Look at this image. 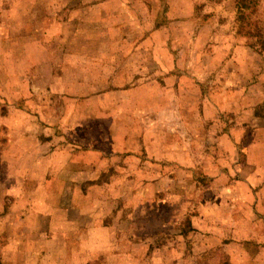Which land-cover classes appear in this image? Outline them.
Here are the masks:
<instances>
[{"label":"rangeland","instance_id":"374dc122","mask_svg":"<svg viewBox=\"0 0 264 264\" xmlns=\"http://www.w3.org/2000/svg\"><path fill=\"white\" fill-rule=\"evenodd\" d=\"M98 3L113 9L101 12L110 15L106 25L93 26ZM103 33L106 69L89 86L106 98L107 115L91 109L90 123L77 125L81 108L72 104L82 102L88 79L99 80L97 61L89 76L87 68L68 69L64 58L69 52L78 59L98 44L91 36ZM146 36L156 57L165 50L160 41H175L169 49L185 52L182 65L201 72L203 97L183 102L186 124L166 130L141 122L140 130L155 126L149 146L138 138L130 155L128 139L120 154L111 135L117 127L126 134L125 125L108 115L121 94L102 91V79L112 87L124 77ZM142 60L155 70L146 53ZM138 108L136 114L146 111ZM163 126L177 136L172 150L186 151L180 170L155 159L166 157ZM86 148L106 151L102 162L84 164ZM218 195L232 199L231 233L201 217L209 205L202 200L213 196L215 204ZM262 211L264 0H0V264H241L227 248L240 231L261 237L246 245L258 259L244 263L264 264Z\"/></svg>","mask_w":264,"mask_h":264},{"label":"crops","instance_id":"0c3cea01","mask_svg":"<svg viewBox=\"0 0 264 264\" xmlns=\"http://www.w3.org/2000/svg\"><path fill=\"white\" fill-rule=\"evenodd\" d=\"M115 4L116 3H114L112 7L115 6ZM95 7L96 8L94 9V11H97L100 13L95 14V15L93 14L94 16L90 17V23L93 26L106 25V21L108 18L106 17L107 14L101 13V12L111 11L113 9L111 8V4L98 3L95 5ZM116 7L117 6H115V8ZM170 8L171 6L169 4L168 5L166 4V11L170 10ZM107 16H110V15H107ZM178 17L181 20L184 18V17H181V15L180 16L178 15ZM163 25L166 26V24H163ZM103 27H106V26H103ZM163 27L164 26H161L162 29H164ZM91 37L98 39L97 45H94L93 47L88 46L87 49L86 47H84L83 51L79 50L81 52V55L78 59H77V56L75 57L74 53H72L71 55L69 52H66V59L64 58V63L66 64V66L69 67L68 69H70L71 67H74V69L75 67H77V69L79 67L87 68L89 70V76H92V72H91L92 62L91 61L93 60L97 61L96 63L94 62L93 64L95 65V68L98 69L97 71L99 72V80H96V79L91 80V78L90 80L88 79V83L81 88V90L85 92L82 94L83 96L82 102L77 101V104H75L76 101H74V103L72 104L73 110H75V105L81 108L80 115L82 116V118L76 119L75 123L77 125L79 123H82V124L86 122L90 123L91 109L97 110L98 112L99 111L104 112L105 115H107L106 112L108 111L107 103L105 100L106 98L105 97H104L105 99L101 98L102 97L101 93H98L95 95L94 93L92 94V91L100 92V90H95V87L89 86V83L92 84L93 81L100 82L101 81L100 79L101 69L102 71L106 69V65L101 63V60L104 59L103 56L106 55V53L108 52L107 46L105 44V42L108 41L106 39L107 35L103 33L99 35L98 37H94L93 35ZM133 37H136V36H133ZM119 39L122 40L123 36L120 37ZM145 39H146V42H144L145 46L138 45L136 47V50L132 51V53L130 54L132 56L131 59H133V64L130 68L126 70L124 77L119 78V79L116 78L115 84L112 87L107 86V82L105 78L102 79V82H103L102 91L112 92V93L118 92L117 94H119L120 92L121 94L120 98H117V96L116 98H114L115 99L114 100V107H115L114 113L108 115V117H110V120H112L114 124L125 125L123 127V130H125L126 134H123L124 132L121 134L118 133L119 130L117 129H119V127H117L116 131L113 130L114 134L111 135L115 139V142L117 140V144L120 145L119 146L120 148H118L119 150L118 151L116 150L120 154L127 151L124 149L125 148L124 146L128 145V142L126 141L128 139H130V146L132 147L134 145L132 149H130L129 151L130 155L137 153L136 152L137 149H135V141L138 138L145 139L144 143L149 146V139L153 138L154 136L155 126L151 130L152 133L145 128H142L140 130L139 124L141 122L145 123L144 120L145 121L148 120L149 123H161L163 125H166V130H168V127L172 129L173 128L172 123L179 122V120L182 122H185L186 124L187 117H186L185 111L182 109L184 105L183 102L184 101L186 102L185 107L187 105H193V104L197 105L199 104V101L200 102L202 101V97H203L202 80L200 79L201 72H196L195 66L191 68V67H186L182 65V59H184L185 57V52L180 50L179 49L180 47H177V48L173 47V50L169 49L170 41L173 44L175 41L174 40L172 41L170 38H168L169 40L166 39V41L159 40L161 42L162 47L165 50L155 51V53L160 55V57H156L153 54L152 49L151 50L148 49L150 45V41H152L151 38L149 36H146ZM125 41L126 42H136L138 40H135V39L131 40L129 37ZM85 42H89V41L85 40ZM101 42L104 44V46H100ZM109 42L111 43V41ZM153 42H155V40H153ZM89 43H93V42H89ZM143 53H146V55L148 56V58H150L152 63L156 64L154 66L155 70L154 69L148 70L149 66L147 65V62L141 63L143 61L142 60ZM124 54L128 55L127 53H124ZM124 57L121 56L120 59L122 60ZM157 58H161V59L156 60ZM45 59L47 60V58ZM74 59H76L75 66L73 65V62H72V60L74 61ZM42 64L43 63L40 60L38 62H35L34 66L39 67ZM70 65L72 66L70 67ZM146 68H147V72H145ZM139 74H141V76ZM149 75L151 76L149 77ZM92 85L96 86V84H92ZM110 94L111 93H106V97H108ZM139 100L143 104L141 108H145L144 110H146L142 114H136L134 111V108L139 107V102L137 104V101ZM140 109L138 108L137 110L139 113H140L139 111ZM179 110L181 113V118L175 117V115L177 114V112H179ZM21 112H24L25 114L28 113L27 109L26 111H21ZM173 116H174V119H172ZM218 121H219L218 119L215 120L216 123ZM135 127H137L139 130V134L137 133V135L133 133V129ZM107 131L108 133H110V130L107 129ZM159 131L162 135L161 137L163 138V141L161 142V144L164 148L166 147V157H164L165 153H158L155 155V159L166 163V166H169V169L171 170L173 169L175 170L176 168L180 170L181 169L180 165H183V164L180 163L178 160L180 157H183L182 155L186 154V151H183L182 153L180 152L179 149H178V152L173 151L172 149H177L176 147L179 145V144L175 146L173 145V147L175 148H173L171 145L172 142L174 143L173 138L177 137L176 134L170 133L168 131H166V134H165L164 133L165 127L163 128V130H159ZM143 132L144 134H142ZM168 134L170 135L169 139L166 138ZM157 135H158V132H157ZM102 138L106 140L105 136ZM84 139H85V136H84ZM104 152L106 151L100 150V149L98 150L88 149V148L83 149L81 151L82 161L84 164H88L98 159L96 163L100 164V162H102L103 160V159L101 160L100 158L104 157L105 155ZM175 160L178 161L179 163L178 165L175 162ZM84 168H86V166H84L83 168L80 167L78 168V170H85ZM248 196L251 197L252 195H248ZM212 198L214 197L212 196L211 199ZM211 199L207 198V199L202 200L203 203H208L209 205L207 207H204V212H202L201 217L206 221L208 220L213 221V223L208 222L210 224H218L222 228L226 227L228 229V227H230V224H228V222L230 221L233 222L232 220L235 219V217L230 215L229 209H228L229 203L232 202V199L228 197L224 198L218 195L216 196L217 202L215 204H212L214 203V201ZM233 201H236V200H233ZM249 210L252 215L254 216L257 215L256 210L254 209V206L250 207ZM208 215L210 216L208 217ZM212 216H215L216 218ZM262 217L264 218V216ZM242 220L243 219H240L238 223L242 222ZM233 227H234L233 225L230 227V233L232 232V230H234ZM210 232L214 233L213 231H210ZM237 234L240 238H237L238 240L234 239L235 237L233 238V240L237 242H234V243L226 242L228 243L227 248L229 247L228 253L236 259L240 258L242 262L241 264L247 263V262L244 263L243 260L245 259H247L248 261L250 258L252 261L258 259L259 253L257 255L251 256L248 252L250 250L246 245L250 244V241H249L250 239H257L258 241H261V237H258L256 234H249V233L247 234V237H246L244 231L237 232ZM250 236H253V237H250ZM243 239H247V240H243ZM261 248L263 247L261 246Z\"/></svg>","mask_w":264,"mask_h":264}]
</instances>
